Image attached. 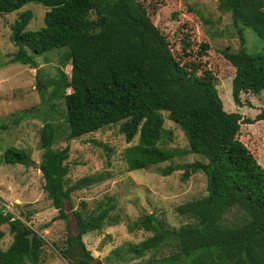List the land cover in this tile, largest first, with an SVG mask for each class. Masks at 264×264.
<instances>
[{"label":"trees","instance_id":"1","mask_svg":"<svg viewBox=\"0 0 264 264\" xmlns=\"http://www.w3.org/2000/svg\"><path fill=\"white\" fill-rule=\"evenodd\" d=\"M31 3L47 8L44 27L27 30L33 16L30 11L22 13L11 34L18 51L8 64L37 68L34 55L67 50L64 65H71L70 77L62 71L56 81L42 80L39 70L36 75L43 98L64 102L69 140L121 123L127 143L139 137L138 144L124 152L130 172L158 166L179 155L205 157V162L171 164L160 172L168 177L183 171V180L198 173L206 176L207 195L177 208L188 221L170 229L152 213L130 222V232L144 230L152 236L130 244L127 254L136 260L149 256L144 264H264V167L239 139L242 123L252 122L225 111L212 80L199 77L196 69L189 71L176 58L151 19L149 8L154 5L140 0H0V15L20 11ZM219 7L231 14L240 36L239 50L226 49L223 56L236 68L233 99L241 105L242 92L258 95L264 89V56L247 52L243 30L250 28L264 40V0H220ZM206 51L207 45L201 53ZM164 112L184 132L187 150L162 146ZM258 118L264 120V113ZM56 140L54 124L46 122L41 130L44 190L59 212L55 219L67 220L65 209L72 193L102 182L103 176H87L69 186L71 147L56 149ZM0 162L25 167L33 163L28 153L17 147L6 149ZM116 208V201L108 199L94 214L73 212L77 235L69 236L67 243L70 248L78 246L80 255L73 258L77 264L95 260L86 249L85 235L121 223L119 217L112 216ZM5 225L13 235L6 250L1 247ZM32 233L22 218L0 210V264H40L44 239L35 233L31 247L28 236ZM165 248L170 249L169 255L158 257Z\"/></svg>","mask_w":264,"mask_h":264},{"label":"rangeland","instance_id":"2","mask_svg":"<svg viewBox=\"0 0 264 264\" xmlns=\"http://www.w3.org/2000/svg\"><path fill=\"white\" fill-rule=\"evenodd\" d=\"M140 1L154 5L149 8L151 19L166 36L176 58L189 71L196 69L199 77L212 80L225 111L239 113L243 122H252L242 123L239 139L264 167V120L258 118L264 113V89L258 95L242 92V104L237 105L233 99L236 68L223 56L226 49L236 52L240 48V36L231 14L220 9V0ZM26 11L33 16L27 30L38 31L44 27L47 8L39 3L0 15V158L6 149L17 147L25 150L33 163L25 167L0 162V210L22 218L44 239L40 264H77L73 258L80 255L78 246L70 248L67 243L69 236L77 235L73 212L80 210L85 214H94L99 211L101 202L114 199L117 208L112 216L119 217L121 223L105 225L101 231L83 237L86 249L95 259L92 264H144L149 256L133 259L127 254V248L152 234L144 230L130 232L128 224L152 213H156L170 229H178L186 223L187 218L180 216L177 208L207 195L206 176L198 173L183 180V171L168 177H163L160 172L171 164L205 162V157L199 154L179 155L158 166L130 172L124 152L128 146L138 144L139 137L127 143L120 131L121 123L80 139L69 140V129L63 116L64 102L61 99L50 101L43 98L37 87L36 75L39 70L42 80L56 81L62 71L70 77L71 65H64L67 50L34 55L37 68L21 63L8 64L18 51L11 40L12 28ZM243 30L247 52L264 56V40L250 28ZM206 45V53H201ZM51 90L49 88L48 93ZM164 116L166 133L162 146L178 152L187 150L189 142L182 129L170 121L165 112ZM46 122L53 123L57 130L55 148L71 147L67 162L70 169L67 178L69 186L87 176H103L102 182L72 193L65 209L69 216L67 220L55 219L59 212L51 205L44 190L45 180L40 164L43 153L41 130ZM2 230L5 237L1 247L6 250L13 242V235L8 225L3 226ZM169 252L170 249L165 248L157 256L169 255Z\"/></svg>","mask_w":264,"mask_h":264},{"label":"water","instance_id":"3","mask_svg":"<svg viewBox=\"0 0 264 264\" xmlns=\"http://www.w3.org/2000/svg\"><path fill=\"white\" fill-rule=\"evenodd\" d=\"M34 237H35V233H32L31 235L28 236V239L30 240L31 247L33 246Z\"/></svg>","mask_w":264,"mask_h":264}]
</instances>
